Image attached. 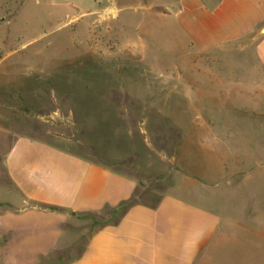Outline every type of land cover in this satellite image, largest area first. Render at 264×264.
<instances>
[{
    "label": "crops",
    "instance_id": "obj_1",
    "mask_svg": "<svg viewBox=\"0 0 264 264\" xmlns=\"http://www.w3.org/2000/svg\"><path fill=\"white\" fill-rule=\"evenodd\" d=\"M75 1L49 3L53 9L76 11L79 19L95 16L96 23L108 28L119 17L118 4L130 0ZM135 1L134 9L144 11L136 21L142 27L160 22L165 42L171 43V53L167 50L159 65L149 66L159 85L169 88L168 74L178 72L169 71L168 61L176 58L182 65L176 67L184 72L207 75V83L190 84L192 90L207 91L206 104L224 108L222 127L215 114L207 117L203 137L217 139L218 145L207 159L201 154L206 174L185 168L191 176L183 184L166 185L168 191L142 187L125 167H137L134 154L115 156L96 149L93 159L87 147L63 148L24 133L10 135L0 99V264H213L241 230L225 221L248 218L242 203L233 214L226 208L218 214L193 203L188 192L195 180L205 182L203 186L210 180L208 193L213 195L220 179L227 201L253 184L257 197L264 182V0ZM14 2L0 0V25L17 8ZM114 54L102 50L99 55ZM199 58L204 62L195 66L193 60ZM121 89L130 107L136 98ZM111 95L120 97L116 90ZM202 101L191 103L199 107ZM258 202L263 201L256 198V210Z\"/></svg>",
    "mask_w": 264,
    "mask_h": 264
},
{
    "label": "rangeland",
    "instance_id": "obj_2",
    "mask_svg": "<svg viewBox=\"0 0 264 264\" xmlns=\"http://www.w3.org/2000/svg\"><path fill=\"white\" fill-rule=\"evenodd\" d=\"M14 3L17 8L8 11L0 25V99L4 103L2 120L7 121L10 135L24 133L63 148L87 147L93 151V159L96 149L115 156L134 154L137 167L128 164L126 170L146 188L165 191L173 182L183 184L184 177L191 176L187 168L206 174L208 164L201 154L206 158L218 145L217 139L203 137L208 132L207 117L215 114L222 127L224 108L208 106L207 91L192 90L190 84L207 83V75L184 72L183 67H176L182 66L176 58L168 61L169 71L178 72L168 74L169 88L159 85V77L149 66L159 65L167 50L171 53V43L165 42L160 22L142 27L136 21L144 14L134 9L137 1L120 2L119 17L108 28L96 23L95 16L79 19L76 11L53 9L49 0ZM102 50L115 51L117 57L103 58L99 55ZM201 62V58L193 60L194 64ZM177 82L179 90L167 92ZM122 87L136 98L130 107ZM115 90L120 97H112ZM196 99L204 100L199 107L191 103ZM237 178L239 173L232 180ZM222 181L217 180L220 186L213 195L208 193L213 188L210 180L208 186L195 180L188 192L193 203L218 214L224 208L233 214L240 203L246 207L248 218L242 223L225 221L241 230L230 237L228 250L216 256L213 264H264V182L257 197L253 184L224 201ZM232 190L238 191L233 186ZM256 198L263 201L258 202V210ZM80 247L75 246L73 253Z\"/></svg>",
    "mask_w": 264,
    "mask_h": 264
}]
</instances>
